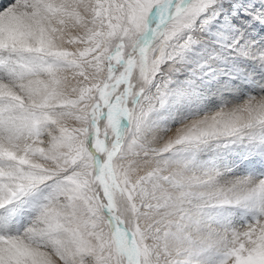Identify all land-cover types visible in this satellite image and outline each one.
<instances>
[{
	"label": "snow or ice",
	"instance_id": "6c2138e0",
	"mask_svg": "<svg viewBox=\"0 0 264 264\" xmlns=\"http://www.w3.org/2000/svg\"><path fill=\"white\" fill-rule=\"evenodd\" d=\"M0 264H264V0L0 3Z\"/></svg>",
	"mask_w": 264,
	"mask_h": 264
},
{
	"label": "rangeland",
	"instance_id": "374dc122",
	"mask_svg": "<svg viewBox=\"0 0 264 264\" xmlns=\"http://www.w3.org/2000/svg\"><path fill=\"white\" fill-rule=\"evenodd\" d=\"M4 2V0H0V3H3Z\"/></svg>",
	"mask_w": 264,
	"mask_h": 264
}]
</instances>
